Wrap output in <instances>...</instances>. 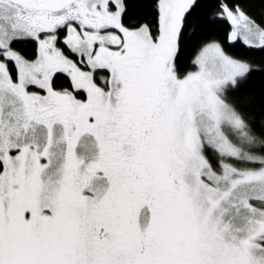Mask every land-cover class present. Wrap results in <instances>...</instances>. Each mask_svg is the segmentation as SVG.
I'll return each instance as SVG.
<instances>
[{
    "label": "snow or ice",
    "instance_id": "snow-or-ice-1",
    "mask_svg": "<svg viewBox=\"0 0 264 264\" xmlns=\"http://www.w3.org/2000/svg\"><path fill=\"white\" fill-rule=\"evenodd\" d=\"M0 264H264V0H0Z\"/></svg>",
    "mask_w": 264,
    "mask_h": 264
}]
</instances>
